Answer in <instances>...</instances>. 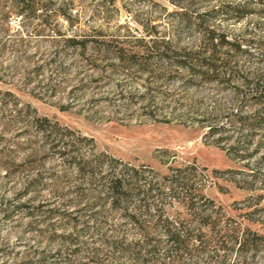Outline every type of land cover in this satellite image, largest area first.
Masks as SVG:
<instances>
[{
  "label": "rangeland",
  "instance_id": "374dc122",
  "mask_svg": "<svg viewBox=\"0 0 264 264\" xmlns=\"http://www.w3.org/2000/svg\"><path fill=\"white\" fill-rule=\"evenodd\" d=\"M42 1L0 0V264H171L161 215L264 234V0Z\"/></svg>",
  "mask_w": 264,
  "mask_h": 264
},
{
  "label": "trees",
  "instance_id": "16d2710c",
  "mask_svg": "<svg viewBox=\"0 0 264 264\" xmlns=\"http://www.w3.org/2000/svg\"><path fill=\"white\" fill-rule=\"evenodd\" d=\"M11 4L10 12H15L16 14L27 17L35 18L38 15V10L47 9V4L43 3L42 0H9ZM112 4H115V0H111ZM189 0H171V3L176 8H181L186 11L177 12L176 15L184 19L188 14H191L188 10V5L194 7L193 2H187ZM185 2H187L185 4ZM71 5V4H69ZM125 11H134L135 14L129 15L132 19L140 16L139 5L135 2L129 4V6L124 5ZM104 17H107L106 12H103ZM52 16H62L68 19L69 16L64 12L62 8H59L54 13L50 14ZM47 17V16H46ZM154 16H147L148 22H151ZM215 36H211L210 40L214 41ZM230 46L232 52L229 51L228 56L231 58L235 57L236 47H240L242 44L238 43L232 44L229 41L220 42ZM219 54L218 52L213 53L212 59L216 61H221V58H215ZM226 67V65L222 66ZM217 68H212L211 71H216ZM245 86L250 88V92L253 96L247 97V93L243 94V97L248 100L254 101V103L264 104V75L260 76L259 79H245L243 80ZM234 119H230L229 122H240L246 118L239 115H234ZM124 179L112 178L109 180V185L107 186V191L110 193H117L118 189L122 187ZM193 216V214L191 215ZM225 216L216 213L211 216H206L203 221L198 220L200 224L199 228H192L188 225L190 222L195 221L192 217L186 222L179 218L173 217L172 220L168 216L161 215L159 217L158 223L161 225L163 232L167 236V243L170 245V249L167 252L168 257H170V263L175 264L181 260L184 253L190 254V256L206 255L210 262L219 261L220 264H226L229 257L234 256V261L232 264H250L247 261L248 256L252 254L256 256L261 252H264V234L251 231L249 229H243L238 224L229 222V220L224 218ZM148 245L149 244L148 242ZM152 253V250H149ZM264 264V262H262Z\"/></svg>",
  "mask_w": 264,
  "mask_h": 264
},
{
  "label": "built area",
  "instance_id": "2783aa9c",
  "mask_svg": "<svg viewBox=\"0 0 264 264\" xmlns=\"http://www.w3.org/2000/svg\"><path fill=\"white\" fill-rule=\"evenodd\" d=\"M128 22L133 24L134 20L129 16Z\"/></svg>",
  "mask_w": 264,
  "mask_h": 264
}]
</instances>
